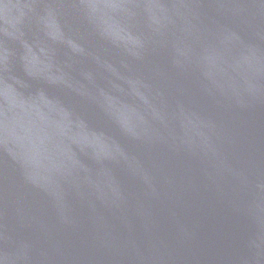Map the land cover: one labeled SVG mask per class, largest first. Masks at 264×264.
<instances>
[{
  "label": "water",
  "instance_id": "water-1",
  "mask_svg": "<svg viewBox=\"0 0 264 264\" xmlns=\"http://www.w3.org/2000/svg\"><path fill=\"white\" fill-rule=\"evenodd\" d=\"M0 264H264V0H0Z\"/></svg>",
  "mask_w": 264,
  "mask_h": 264
}]
</instances>
